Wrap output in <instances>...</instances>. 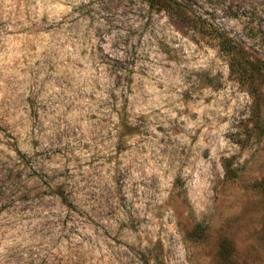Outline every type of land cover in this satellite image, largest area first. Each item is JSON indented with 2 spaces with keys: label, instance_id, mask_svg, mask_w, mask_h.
Instances as JSON below:
<instances>
[{
  "label": "rangeland",
  "instance_id": "1",
  "mask_svg": "<svg viewBox=\"0 0 264 264\" xmlns=\"http://www.w3.org/2000/svg\"><path fill=\"white\" fill-rule=\"evenodd\" d=\"M186 1L264 58V0ZM155 254L264 264V95L145 0H0V264Z\"/></svg>",
  "mask_w": 264,
  "mask_h": 264
},
{
  "label": "trees",
  "instance_id": "2",
  "mask_svg": "<svg viewBox=\"0 0 264 264\" xmlns=\"http://www.w3.org/2000/svg\"><path fill=\"white\" fill-rule=\"evenodd\" d=\"M148 8L155 13L165 12L173 20L184 23L198 29L201 33L214 38L219 49L225 54L228 60L231 74L236 76L239 82L246 84L257 101L259 110H262L263 86H264V58L258 50H254L244 39L238 38L228 30L197 16L193 12L191 5L186 0H145ZM260 111L258 112V114ZM227 176L234 173V168L225 164ZM57 193L68 202V197L64 190ZM195 230H201L198 224ZM223 255L232 253V246L229 240L221 245ZM146 264H166L164 259L155 254L149 258H144Z\"/></svg>",
  "mask_w": 264,
  "mask_h": 264
}]
</instances>
